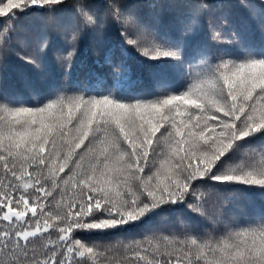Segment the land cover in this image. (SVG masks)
Listing matches in <instances>:
<instances>
[{"label": "snow or ice", "instance_id": "snow-or-ice-1", "mask_svg": "<svg viewBox=\"0 0 264 264\" xmlns=\"http://www.w3.org/2000/svg\"><path fill=\"white\" fill-rule=\"evenodd\" d=\"M63 3L0 0V18L12 22L34 8L51 13ZM85 7L76 0L78 12L94 23ZM10 31L8 23L0 43ZM214 38L225 39L219 32ZM143 55L179 53L160 44L144 47ZM22 59L39 66L30 56ZM86 92L35 105L0 104V264H98L97 246L76 238L78 231L120 230L165 205L199 203L201 183L258 187L264 197V49L215 64L201 59L181 89L155 99ZM253 144L257 162L221 173L225 158ZM69 187L73 195L62 203ZM53 202L55 213L45 207ZM133 256L130 264H264V214L219 236H188L179 246L169 240L163 250L157 244L155 252L137 242Z\"/></svg>", "mask_w": 264, "mask_h": 264}, {"label": "trees", "instance_id": "trees-1", "mask_svg": "<svg viewBox=\"0 0 264 264\" xmlns=\"http://www.w3.org/2000/svg\"><path fill=\"white\" fill-rule=\"evenodd\" d=\"M82 2L94 23L86 22L78 12L76 0H64L51 13L34 8L12 22L0 18V31L11 24V31L0 43V104L35 105L85 90L86 95L115 92L127 98L155 99L181 89L201 59L215 64L222 58L243 59L264 49V0ZM126 19L131 22L125 23ZM216 32L225 39H215ZM232 33L238 34L237 40L231 39ZM43 42L46 47L41 48ZM160 44L178 48V57L152 59L143 55L144 47ZM69 52L73 54L66 59ZM26 55L39 66L26 63L22 59ZM160 68L165 69L162 76L157 75ZM258 159V145L245 146L230 159L225 158L220 171L244 167ZM199 190L203 193L199 203L189 199L186 204L165 205L158 214L123 229L78 231L76 238L97 246L101 253L96 257L98 264H130L137 242L155 252L157 244L163 250L169 240L179 246L188 236H219L264 214V197L258 187L207 182L201 183ZM72 195L69 187L62 203ZM188 203L199 210L189 208ZM45 207L53 213L58 211L55 202ZM40 243L37 240V246ZM126 245L133 247L126 249Z\"/></svg>", "mask_w": 264, "mask_h": 264}]
</instances>
